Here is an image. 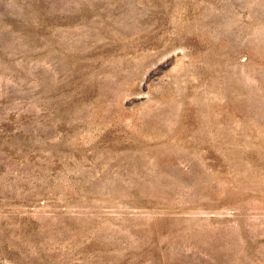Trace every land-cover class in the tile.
I'll use <instances>...</instances> for the list:
<instances>
[{
	"label": "rangeland",
	"instance_id": "obj_1",
	"mask_svg": "<svg viewBox=\"0 0 264 264\" xmlns=\"http://www.w3.org/2000/svg\"><path fill=\"white\" fill-rule=\"evenodd\" d=\"M0 264H264V0H0Z\"/></svg>",
	"mask_w": 264,
	"mask_h": 264
}]
</instances>
